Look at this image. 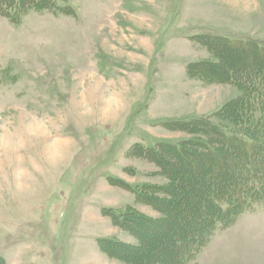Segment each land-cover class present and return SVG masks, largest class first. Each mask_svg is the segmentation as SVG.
<instances>
[{"label":"rangeland","instance_id":"obj_1","mask_svg":"<svg viewBox=\"0 0 264 264\" xmlns=\"http://www.w3.org/2000/svg\"><path fill=\"white\" fill-rule=\"evenodd\" d=\"M23 1L11 0L18 11ZM58 7L0 14V264H128L102 254L100 238L135 240L115 221L127 210L163 213L134 189L168 186L167 162L183 166L165 204L179 220L215 184L214 167L228 177L243 158L214 131H264V0ZM186 140L191 164L169 149ZM161 223L169 235H141L149 261L176 257L162 247L179 225ZM189 264H264V200Z\"/></svg>","mask_w":264,"mask_h":264},{"label":"trees","instance_id":"obj_2","mask_svg":"<svg viewBox=\"0 0 264 264\" xmlns=\"http://www.w3.org/2000/svg\"><path fill=\"white\" fill-rule=\"evenodd\" d=\"M58 1H23L19 4L20 10L18 11L15 10V5L18 7L15 2L12 3L11 0H4L0 4V14L16 22L22 17V9L26 10L30 6L36 9H59ZM213 30L211 29V36L219 38V34ZM198 34L201 35L200 32ZM210 130L214 131L211 128ZM257 131L256 138L244 136L241 133L230 132L226 129H222V132L218 130L214 131L229 138L231 141L235 140V142L233 141L234 148L240 146L242 147V151L239 149L238 153L235 150V154L233 155L237 156L241 153L243 158L235 161L233 165L234 168L236 167V172L230 171L233 174L229 175L230 177L223 174L224 172L221 171L222 167H214L213 171L215 172L216 178L213 177V182L215 184L210 188L203 187V189L208 190L207 196L204 197L202 193H199V196H195L192 206L188 209V215L182 216L180 218L181 220H178V217L175 216L176 214L174 215L170 212L171 210L167 209L165 204L173 198L174 190L177 188L181 176L178 172L183 169V166L179 167V171H177L174 163L167 162L169 171L164 168L166 173L171 177V182L168 186L152 191L148 188L149 193H144L146 190L134 189L138 196L147 199L146 202L143 201L144 203L164 214L162 213L160 218H155L135 208L123 212L120 218H116L118 219L115 220L117 222L116 224L127 230L129 232L128 234L135 240L123 241L115 237L100 238L101 250L110 256L116 255L117 259L120 258L128 264H189L191 260L198 256L199 251L207 244L215 230L225 228L229 224H232L243 211L251 208L253 204L264 200V139L262 138L264 137L262 136L264 131ZM202 141L200 142L201 145L203 143ZM206 143L203 144L208 147L209 144L207 143V145ZM190 144L186 140L182 143L177 142L173 144L174 148H169L172 151V155L176 158L178 156L181 164L185 162L191 164L193 161L192 157H196L191 148H189ZM213 151L215 152L214 149ZM229 163L232 164V161L230 160ZM222 165H224L223 171H225L226 163ZM201 174L199 172V176ZM231 183L233 184L230 185ZM159 192L162 195H159ZM162 221L163 223L166 222V224L174 221L176 227L179 225L177 227L179 229L177 232L179 235L176 234L169 240V244L164 243L165 245L162 247L164 251H173L176 257L174 259H160L156 262L149 261L147 259L148 257L143 253L144 250L141 248V235L144 236L145 245L152 243L148 239L150 238L149 236L153 237V234L159 236V232L166 233L169 231V235L171 229L170 227L169 229L165 226L162 227L160 225ZM155 225L159 227L157 228Z\"/></svg>","mask_w":264,"mask_h":264},{"label":"crops","instance_id":"obj_3","mask_svg":"<svg viewBox=\"0 0 264 264\" xmlns=\"http://www.w3.org/2000/svg\"><path fill=\"white\" fill-rule=\"evenodd\" d=\"M101 250V249H100ZM104 252L103 250H101V253ZM105 253V252H104ZM103 254V253H102ZM108 255V254H107Z\"/></svg>","mask_w":264,"mask_h":264}]
</instances>
